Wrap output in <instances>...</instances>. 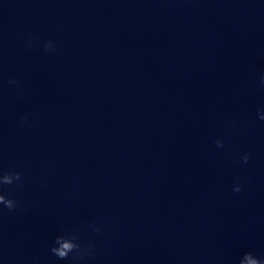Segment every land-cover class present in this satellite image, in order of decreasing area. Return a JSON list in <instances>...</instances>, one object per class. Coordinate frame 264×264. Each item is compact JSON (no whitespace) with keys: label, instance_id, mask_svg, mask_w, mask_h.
Returning <instances> with one entry per match:
<instances>
[{"label":"clouds","instance_id":"1","mask_svg":"<svg viewBox=\"0 0 264 264\" xmlns=\"http://www.w3.org/2000/svg\"><path fill=\"white\" fill-rule=\"evenodd\" d=\"M31 41H29V46H31ZM45 51L55 52L56 49L52 47L51 41L44 45ZM261 82L264 83V76L261 77ZM15 80H10L9 84H17ZM259 119L264 120V114L259 115ZM24 121L27 120V117L23 118ZM217 147H223V144L220 140L215 141ZM251 153H244L241 156V161L244 164L249 162ZM23 182V174L13 168L8 169L7 171L0 170V212L4 209L9 212L15 211L21 207L20 201L12 198L6 191V187L9 186H20ZM234 192L242 191V187L237 183L233 187ZM93 230L97 233L100 232V228L93 226ZM92 246H85L80 242V237L74 231L67 233H61L56 235L53 239L52 246L50 247V253L58 261H68L69 264H82V262L89 256L92 255ZM245 258L248 261V264H264V258L257 257L253 252H245L239 259L238 264H240L241 258Z\"/></svg>","mask_w":264,"mask_h":264}]
</instances>
